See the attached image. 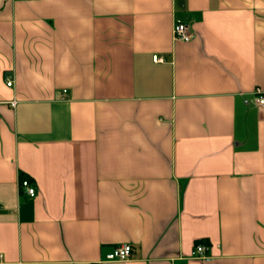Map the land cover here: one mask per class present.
I'll use <instances>...</instances> for the list:
<instances>
[{"label":"crops","instance_id":"crops-1","mask_svg":"<svg viewBox=\"0 0 264 264\" xmlns=\"http://www.w3.org/2000/svg\"><path fill=\"white\" fill-rule=\"evenodd\" d=\"M257 89L264 0H0V264H264Z\"/></svg>","mask_w":264,"mask_h":264},{"label":"built area","instance_id":"built-area-1","mask_svg":"<svg viewBox=\"0 0 264 264\" xmlns=\"http://www.w3.org/2000/svg\"><path fill=\"white\" fill-rule=\"evenodd\" d=\"M173 36L174 39L188 42L193 39L194 35L188 25L185 22L178 21L173 26ZM154 61H161L162 59L158 57V55L153 56ZM12 79L7 78V85L12 86ZM63 94H66V90H63ZM256 103L260 107H264V93L257 89L256 91ZM15 104V102H13ZM21 187L24 189L25 193L34 197L36 194L35 187L28 181L27 179L20 181ZM208 246L202 243L196 244L194 249L191 252V256L196 257L198 259L209 261L210 256L207 252ZM132 246L128 243H123L116 246L111 252L106 254L105 261H125L132 256Z\"/></svg>","mask_w":264,"mask_h":264},{"label":"trees","instance_id":"trees-1","mask_svg":"<svg viewBox=\"0 0 264 264\" xmlns=\"http://www.w3.org/2000/svg\"><path fill=\"white\" fill-rule=\"evenodd\" d=\"M20 177H21V178H20V181L27 179L28 181L31 182V179L28 178V177H26V176L23 175V174H22ZM199 243H202V244L207 245V246L209 245V241L204 240V239L197 240V241L195 242V245H196V244H199Z\"/></svg>","mask_w":264,"mask_h":264}]
</instances>
